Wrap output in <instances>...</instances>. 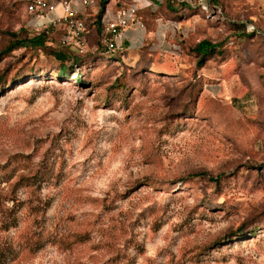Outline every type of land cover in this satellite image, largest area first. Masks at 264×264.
Segmentation results:
<instances>
[{"label":"rangeland","instance_id":"rangeland-1","mask_svg":"<svg viewBox=\"0 0 264 264\" xmlns=\"http://www.w3.org/2000/svg\"><path fill=\"white\" fill-rule=\"evenodd\" d=\"M217 2L122 59L92 28L81 71L62 28L0 59V264H264V0ZM42 28L0 0V50Z\"/></svg>","mask_w":264,"mask_h":264},{"label":"built area","instance_id":"built-area-1","mask_svg":"<svg viewBox=\"0 0 264 264\" xmlns=\"http://www.w3.org/2000/svg\"><path fill=\"white\" fill-rule=\"evenodd\" d=\"M26 11L33 15L37 22L43 24L42 31L54 44L55 32L62 28L64 33L57 43L78 56L89 51L87 33L88 21L95 19L102 9V0H25ZM162 3L164 0H159ZM197 11L191 17L205 15L218 18L223 13L220 6L212 0H178ZM154 0H107L100 19L101 47L111 51L127 50L125 31L132 26L145 28L140 11L156 6ZM160 42L156 47H160ZM151 47L154 49L155 47Z\"/></svg>","mask_w":264,"mask_h":264},{"label":"trees","instance_id":"trees-1","mask_svg":"<svg viewBox=\"0 0 264 264\" xmlns=\"http://www.w3.org/2000/svg\"><path fill=\"white\" fill-rule=\"evenodd\" d=\"M155 2H158L157 5L161 6V10L166 12L171 19L174 21H180L182 19H185L187 17H191L194 14L197 13L195 9H193L191 6H189L186 3H180L178 0H164L162 3H160L159 0H154ZM107 0H102V9L98 16L95 19H92L93 23L92 25L89 24V31L94 28L97 33L100 34L101 31V24L100 19L104 12V7ZM212 2L215 5H218L217 0H212ZM231 22V21H230ZM240 27L238 28H246L245 25L242 23L239 24ZM245 30V29H244ZM253 33L255 31H252ZM12 38L14 39L13 42L7 46L5 49L0 50V59L5 55L10 53L11 51L20 48L25 47L27 45L33 47V48H42L45 46V42L47 39V35L44 31L40 30L37 33H35L33 36H26L22 37L18 35L17 33L11 34ZM220 45L218 43H213L208 39H202L198 43H196L192 48L191 51L193 54H195L196 57L199 58L198 65L201 66L205 62V60L213 57L217 52ZM105 53L109 54L110 56H116L117 58L125 57L126 51H111L104 49ZM55 57L58 60L63 61V63H69L68 67L63 65L60 69L61 74H66L69 70V68H76L77 70L81 71L83 67L88 66L89 63H92L87 57V53L83 56H76L75 54H72L71 51H69L67 48H61L58 49V51L55 53ZM94 61V60H93ZM216 182H219L220 177L212 178Z\"/></svg>","mask_w":264,"mask_h":264},{"label":"crops","instance_id":"crops-1","mask_svg":"<svg viewBox=\"0 0 264 264\" xmlns=\"http://www.w3.org/2000/svg\"><path fill=\"white\" fill-rule=\"evenodd\" d=\"M145 28L132 26L125 31V44L128 53L140 52L148 46L147 40L153 34V38L160 43L171 32L173 19L161 10V6H153L140 11ZM156 42V41H155ZM153 42V44L155 43Z\"/></svg>","mask_w":264,"mask_h":264}]
</instances>
